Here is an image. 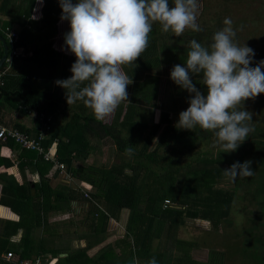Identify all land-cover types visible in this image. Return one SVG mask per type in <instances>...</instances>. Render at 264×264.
<instances>
[{
  "label": "trees",
  "instance_id": "16d2710c",
  "mask_svg": "<svg viewBox=\"0 0 264 264\" xmlns=\"http://www.w3.org/2000/svg\"><path fill=\"white\" fill-rule=\"evenodd\" d=\"M22 1L26 2L24 7L7 8L10 0H0V14L9 17L4 21L0 19V37L4 40L3 30L13 25L17 26L18 37L15 44L18 57L12 60L11 68L1 78L0 110L7 106L20 114L32 112V127L28 129L17 122L3 127L36 137L41 123L48 118L47 135L40 145L45 150L54 142V155L52 161H44L33 151L20 149L17 158L25 162H18L16 167L22 170V166H28L37 180L17 184L10 174L3 176L0 191L6 199L0 198V205L9 208L18 219L2 221L5 225L0 228V264H13L1 258L8 251L21 260L39 257L42 264L52 258V264H134V261L147 264L152 257L157 264H198L191 258L196 244L176 238L174 232L186 219L205 221L212 231L227 221L240 177L232 181L223 170L237 162L251 161L254 174L245 178H248L247 184H254L252 195L257 207L263 209L260 212L264 213V127L260 125L264 115L261 109L254 107L256 111L259 109L252 114L250 122L254 130L236 151L227 153H219L218 147H211L215 139L212 132L198 126L192 130L181 129L170 119L174 103L183 101L188 107L192 97L170 79L173 66L184 65L190 40L208 46L218 28L210 33L205 26L208 21L202 20L201 14L197 23L202 31L186 29L179 37L172 32H162L161 26L154 23L147 49L134 63L123 66L132 79L127 86L128 102H122L105 124L81 101L68 105L65 90L55 83L71 77L70 68L75 62V58L54 48L55 30L62 15L59 0ZM169 3L171 6L172 0ZM234 40L237 42L239 37ZM6 47L8 53L7 44ZM1 52L0 45V56ZM3 68L4 64L0 70ZM191 78L196 88L206 95V86L199 82L202 74L191 75ZM160 79L165 81L166 97L157 107ZM104 137L111 139L115 150L123 157L109 166L83 164L94 148L90 138L101 140ZM4 138V141L0 139V146L10 152L14 142L6 135ZM129 145L133 148L130 156L125 154ZM57 165L63 166L62 177L66 175L75 180L74 186L51 185L47 174L55 167L53 175L56 176ZM11 166L10 161H0L4 169ZM225 182H231L232 188L219 186ZM88 188L92 191L83 199L86 192L83 189ZM164 200H168L169 205L162 208ZM79 201L87 205L80 223L85 230L81 236L77 235L85 244L67 246V250L56 248L53 245L56 243L52 242L61 235L59 228L63 229L65 222L48 223V215L67 213L72 202ZM3 210L5 218H14ZM124 211L127 214L122 235L112 246H105L96 257L89 258L86 251L108 236L109 220H119ZM17 230H21L20 238L12 243L9 239ZM251 238L250 242L264 251V230L261 236ZM168 245L173 254L165 262ZM59 254L66 255L60 257ZM209 257L210 264H222L218 256Z\"/></svg>",
  "mask_w": 264,
  "mask_h": 264
},
{
  "label": "clouds",
  "instance_id": "9594fccd",
  "mask_svg": "<svg viewBox=\"0 0 264 264\" xmlns=\"http://www.w3.org/2000/svg\"><path fill=\"white\" fill-rule=\"evenodd\" d=\"M59 5L61 20H67L70 28L64 44L76 59L71 77L55 83L65 90L68 105L81 101L98 121L128 102L127 86L132 79L123 66L134 63L147 49L154 23L176 37L186 29L202 31L197 23L199 0H172L171 6L169 0H59ZM235 37L233 21L226 17L208 46L190 40L184 65L177 64L170 72V79L192 94L176 126L212 132L211 147H218L219 153L236 151L254 130L252 113L243 108V102L264 94V61L250 66L254 50L238 45ZM190 74H202L199 82L206 86V95L196 88ZM125 154H133L131 145ZM250 164L233 163L223 173L232 181L251 177ZM147 264H157L156 258Z\"/></svg>",
  "mask_w": 264,
  "mask_h": 264
},
{
  "label": "rangeland",
  "instance_id": "374dc122",
  "mask_svg": "<svg viewBox=\"0 0 264 264\" xmlns=\"http://www.w3.org/2000/svg\"><path fill=\"white\" fill-rule=\"evenodd\" d=\"M75 2L76 0H73V3ZM199 14H201L200 17L202 20L208 21L205 26H207L210 33H212V29L214 28L220 30L223 26V20L226 17L231 18L234 24L233 27L236 30V36L239 37L236 43L240 46L245 44L255 52L250 66L254 67L260 61H264V0H199ZM63 26L64 28L68 27V21H66ZM68 30L69 28H66L63 33ZM262 71H264V69H262ZM165 93V81L164 79H160L155 100L157 107L165 102ZM186 105L187 104L183 101H176L173 106V111L170 112V119L177 123L179 113L187 109ZM255 105L261 109L264 115V94H260L254 99H248L243 102V108L252 114L259 111V109L257 111L255 110L254 107L257 108ZM146 112L147 110L145 113ZM28 113H31L32 118L28 121L29 123L26 122V124L31 126L33 113ZM109 119L110 115L103 120V122L108 124L110 122ZM259 122L262 123L261 121ZM260 125L264 127V116L263 123ZM90 144L94 146V148L84 160L83 164L85 165L100 164L109 166L112 163H116L121 156L123 157L121 153L115 150L109 137H104L101 140L90 138ZM239 179L241 182L238 181V189L234 191V199L228 219L218 230L212 231L209 229V225L205 221H192L186 219L184 224L179 226L174 232L176 238L192 241L196 244L191 250V258L198 262V264H210L209 255L212 257L216 255L221 258L222 264H264V262L261 261L264 259V251H261L260 248L250 242L252 236H261L264 230V213L260 212L263 209L257 207L255 197L252 195L255 192L254 184H247L248 178H242L243 180H241V178ZM49 180L52 186L66 184L72 187L76 183L73 178H64L58 173H56V176L54 175L53 178H49ZM219 186L227 189L232 188L231 182H225ZM83 190L86 191V193L82 195L83 199H87L84 194L89 195L87 192L89 191L91 193L92 189L88 188ZM126 214L127 211H124L121 213L119 220H109V235L108 239H106V241L108 240L107 242L113 241L118 233L122 235ZM65 217L66 216L55 217V219H51L50 222L54 220L61 221ZM83 217L84 213L82 212L74 215L68 214L67 219H65L77 225L82 223ZM83 228L85 229L83 225H78L76 234L79 233V236H81L84 231ZM63 229L59 228V233L61 235H58L57 241H53L52 243H56L53 244L56 248L59 247L61 249L64 247V249L67 250L68 245L69 247L74 245V242L71 243L70 241H75L76 236H72V234L64 235L65 232H61ZM35 234L37 235V233ZM248 239L249 243L247 242ZM109 246H112V244ZM165 250L164 260L168 262L173 254L172 247L168 245ZM90 252L91 251H89V253ZM90 256L92 255L90 254ZM51 260L52 261L49 260L47 264H52L54 262V258Z\"/></svg>",
  "mask_w": 264,
  "mask_h": 264
},
{
  "label": "crops",
  "instance_id": "0c3cea01",
  "mask_svg": "<svg viewBox=\"0 0 264 264\" xmlns=\"http://www.w3.org/2000/svg\"><path fill=\"white\" fill-rule=\"evenodd\" d=\"M19 1L20 0H10L9 6L7 8H12L13 5H17V6H21V7H24L26 5V2H23L22 0L20 2ZM8 18H9L8 16L0 14L1 20H3V21L8 20ZM66 21L67 20H61L56 27V30H55L56 32H55V37H54V48L58 52H61L63 55L73 57L76 59V57L67 49L66 45L64 44V35L68 31H70V28L68 26L66 28H69V30L63 33V31H65V29H66L63 26ZM12 29L16 30L17 26L13 25ZM0 118H1L0 126H2V127L6 123H8V124L11 123V125H13L15 122H17L18 124L24 126L25 128H28V129H30L32 127V125L29 126V124L28 125L26 124V122H28L32 118L31 113L26 112L25 114H20V113L15 112L14 110L8 109L7 106L0 110ZM5 148H6L5 146H0V161L1 162L10 161L12 166L7 168V169L0 167V190H1L2 184L4 183L3 176H6L8 174H10L13 177V179L15 180V182L17 184H21L22 181L35 182L37 180V175L34 172H31V170H29L28 166H25V167L22 166V170L18 169L16 167L18 162L20 164H23L25 162L24 159L20 160L19 157L17 158V154L19 153V150H20L18 148V146L14 143V148H12L10 152H7ZM53 169L55 170V168H51L50 171L48 172V174H47L48 178H53L52 177V176H54L53 175V172H54ZM2 170H5V171H2ZM57 173L59 174V172H57ZM59 175L61 176L62 174H59ZM0 198L6 199V197H2L1 191H0ZM0 207H1L0 208V228L3 227V225H5V222H2L4 220L10 221V222L17 221L18 217L13 212H11L9 208H7L6 206H1V205H0ZM86 207H87V205L85 204V202L84 203L82 201L72 202V207L70 208L69 212L67 211V213H66V211H65V213H63V214H61V213H57V214L49 213V215H48V219H47L48 223H54V221H56V222H62L63 221V222H65V226H64L65 228L61 232H65L64 235L72 234V236H74V235L76 236L75 241H72V240L70 241L71 243L74 242V245L72 246V248L78 247V246L83 247L85 242L83 239H78L77 235H79V233L76 234L77 233L76 232L77 227H78V225H80V223L75 225L66 219L68 217V214L74 215V214H80L82 212L84 213ZM2 208L7 210L11 215L14 216V218H5V212ZM63 216H66L65 217L66 219L63 218V220H61V221L60 220H54L53 222H50V220L55 219V217H63ZM120 217H121V215H120ZM108 230H107V232L109 235ZM120 234L121 233H118L116 238H118V236ZM20 235H21V230H17L15 235L10 237L9 241L12 243H17L19 238H20ZM116 238H114V240ZM106 239H108V236L106 237ZM106 239L104 241L98 243V244H94L91 248H89V250L86 251V255L89 258L93 259L94 257H96L100 253L99 251H101V249H103L107 245H111L112 242L114 241L113 240L111 242H107L108 240L106 241ZM100 246H101V248H100ZM89 251H91V252L89 253ZM90 254L92 256H90ZM63 255L65 256L66 254H63Z\"/></svg>",
  "mask_w": 264,
  "mask_h": 264
},
{
  "label": "built area",
  "instance_id": "2783aa9c",
  "mask_svg": "<svg viewBox=\"0 0 264 264\" xmlns=\"http://www.w3.org/2000/svg\"><path fill=\"white\" fill-rule=\"evenodd\" d=\"M4 40L8 45V53L3 61L4 68L0 70V85H1V78L7 72V70L11 67L12 60L18 57L17 55V48L15 44L17 43V32L12 28H5L3 30ZM49 121L48 118L41 123V127L38 131V135L36 137H30L24 133L19 132L16 129H6L0 126V139L4 141V135L10 138L20 149H24L27 151H33L37 155H40L44 161H52L54 155V142H52L45 150L41 147L40 142L46 138L48 126L47 122ZM59 169V174H63V166L57 165ZM55 168V167H54ZM66 178V175L64 176ZM86 193V192H84ZM86 197L87 195L84 194ZM169 205L168 200H164L162 203V208H165ZM1 258L7 262H12L13 264H42L41 259L36 257L32 260H21L17 259L13 253L10 251L6 252L5 254L1 255Z\"/></svg>",
  "mask_w": 264,
  "mask_h": 264
},
{
  "label": "water",
  "instance_id": "95a60500",
  "mask_svg": "<svg viewBox=\"0 0 264 264\" xmlns=\"http://www.w3.org/2000/svg\"><path fill=\"white\" fill-rule=\"evenodd\" d=\"M0 45H1V49H2L1 56H0V67H1V65L3 64V61L7 55V47H6V44H5L2 37H0ZM59 256L62 257L64 255L60 254Z\"/></svg>",
  "mask_w": 264,
  "mask_h": 264
}]
</instances>
